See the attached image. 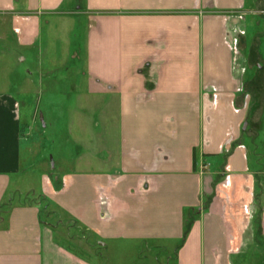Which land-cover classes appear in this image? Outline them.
Instances as JSON below:
<instances>
[{"label":"crops","instance_id":"obj_1","mask_svg":"<svg viewBox=\"0 0 264 264\" xmlns=\"http://www.w3.org/2000/svg\"><path fill=\"white\" fill-rule=\"evenodd\" d=\"M262 28L264 0H0V264H264ZM35 128L68 135L37 193Z\"/></svg>","mask_w":264,"mask_h":264},{"label":"rangeland","instance_id":"obj_2","mask_svg":"<svg viewBox=\"0 0 264 264\" xmlns=\"http://www.w3.org/2000/svg\"><path fill=\"white\" fill-rule=\"evenodd\" d=\"M248 2L251 0H247ZM254 7V6H252ZM258 18V17H257ZM258 30V28L254 25L251 26V29L249 31H251V33H255ZM262 31H264V28H262ZM261 38V42H262V46L264 47V34L260 37ZM56 41L55 43L58 44L59 46H62L63 44V38L61 37V34H58V36L55 38ZM3 40L0 39V51L4 52V54L2 53L0 55V64L4 63V64H8L12 67L16 66L15 68H18L21 64L20 60L16 62H14V58H15V50H11L10 47H8L7 42H4ZM12 42V41H11ZM12 47V46H11ZM13 48V47H12ZM11 50V52H10ZM60 52V50H58ZM57 55H61V53ZM3 55V56H2ZM60 59L62 58L61 56L59 57ZM56 133L53 135L51 133H47V131L43 128H35V130L33 131L31 137L28 139V141L31 142V144H33V154L30 156V161H29V165H30V170H32L35 175L33 177H30V181L33 183L34 187V191L35 193H37L38 190V184H37V180H38V176L40 175V171L39 169L41 168V166H44L46 171L49 172V170H51V161L50 159L46 158L45 161L41 160L43 157V154H41V150L40 146L42 144L45 145V148L49 149L51 153V150L53 151V147L54 144L56 142H59V140H67L68 139V135L64 132L63 128H56ZM52 141H53V146H52ZM54 153V151H53ZM52 153V154H53ZM56 157L57 154L55 153ZM54 155V156H55ZM57 159V158H56ZM58 161V160H57ZM53 162V161H52ZM55 162V159H54ZM62 162H57L56 167L58 166V164H61ZM43 164V165H42ZM248 195H250V193H248ZM25 196V195H24ZM40 210L43 212V219L46 222H49V218L48 216L50 215V213L48 212L49 208L48 206H46V204L42 203L40 204ZM242 215L246 218L245 214ZM52 228L53 229H59L57 231L61 232V233H67V232H71V238L69 240H67L66 242L68 243L70 249H78L81 252H83L84 254H86L85 258L88 259L91 263H96L99 259V255H98V251L100 250L98 247V244L96 243V241H94L92 239L91 235H88L86 232H83L80 228L75 227L74 225H69L67 223L66 220H63L62 218H57L53 223H52ZM61 228V229H60ZM63 229V230H62ZM241 230H244L243 228ZM90 248V251H85L88 250L87 249ZM147 253L145 254V257H147ZM110 259V258H108ZM130 258H125L123 261L124 263L127 262V264H143V260L145 258H134L133 260H128ZM111 263V260H110Z\"/></svg>","mask_w":264,"mask_h":264}]
</instances>
